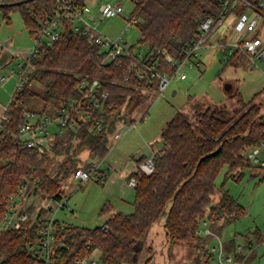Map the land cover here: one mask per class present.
Instances as JSON below:
<instances>
[{"label": "trees", "instance_id": "trees-1", "mask_svg": "<svg viewBox=\"0 0 264 264\" xmlns=\"http://www.w3.org/2000/svg\"><path fill=\"white\" fill-rule=\"evenodd\" d=\"M22 1L21 4L12 3ZM76 7H82L88 0H70ZM4 19L10 22V12L19 9L25 25L32 35L40 23L55 12L54 0H0ZM224 0H134L130 17L136 18L140 29L138 43L147 44L154 58L165 65L166 55L184 57L186 46L199 31L200 18L212 15L221 21L220 12ZM247 6L239 2L238 14ZM216 24V25H217ZM121 64H102L100 46L88 41L87 36L75 32L69 24L60 38L46 54L32 59L30 76L24 87L14 93L4 111L10 116L5 121L3 137L0 138V219L5 209V198L18 186L23 175H32L40 181L43 195L62 197V182L69 178L76 166L71 163L74 152L87 147L94 156L104 158L109 152V142L116 130V120L107 117L101 131L95 133L88 124L77 130L69 129L51 145L58 153L59 147L73 150L67 160L59 164L55 174L46 169L49 148L40 154L24 147L15 136L25 112L32 108L27 103L33 98L43 101L39 112L53 113L75 93V86L84 67L99 65L105 73L101 76L102 89L109 91V102L119 111L133 103L141 91L155 87L146 78H139L131 70L130 58H122ZM234 67L248 68L246 56L237 50L225 63ZM35 86V88L33 87ZM37 86V87H36ZM149 97L148 92L143 95ZM245 101L238 94L240 108L230 112L226 105H215L206 110H197L194 117L204 128H198L182 111H177L166 123L161 133L162 145L155 150L153 171L146 174L132 171L128 177H135L134 211H117L110 202L104 203L101 215H108L107 230L101 226L93 228L66 224V242L58 264H72L76 258L100 251L103 264H153L152 246L147 237L162 217L166 237L170 242L198 238L205 247L200 264H211V253L206 240L196 230L203 219L231 222L243 217L245 207L224 189L228 177H236L252 165L244 149L257 144L264 134V112L259 104ZM34 110V109H32ZM122 116H120L121 118ZM76 146V147H74ZM142 155L137 165L146 160ZM69 163L71 165L69 166ZM227 167L225 180L217 188V178ZM264 170V168H262ZM221 194L214 198L216 190ZM38 236L34 226L9 229L0 234V242L6 255V264H33L29 252L31 242ZM246 242H262L264 234L258 229L245 235ZM204 241V242H203ZM225 250L235 249V239L224 243ZM244 259L242 255H237Z\"/></svg>", "mask_w": 264, "mask_h": 264}, {"label": "rangeland", "instance_id": "rangeland-1", "mask_svg": "<svg viewBox=\"0 0 264 264\" xmlns=\"http://www.w3.org/2000/svg\"><path fill=\"white\" fill-rule=\"evenodd\" d=\"M107 2L121 3L124 12L119 16L101 20L99 8ZM88 4L92 6L91 12L95 16V20H90V23L96 26L98 31L111 38L123 36L128 45H139L140 29L135 24L130 25L128 21L134 0H88ZM10 18V22L4 19L3 11L0 9V76L7 77L6 80L0 81V118L16 88L17 65L35 44V39L27 29L21 11L13 9ZM262 30L261 35L264 34V28ZM140 47L148 50L147 44L140 43ZM223 54L224 51L220 48L201 49L199 57L203 61L199 66L185 67L187 74L185 79H173L163 94H160L155 84L153 90L141 91V95L131 105L122 107L120 113L129 117L127 119L136 121L137 126L124 134L118 142L114 141L104 158L94 156L87 147L76 151V154L74 152L72 164L85 166L92 161L100 162L101 170L83 184L72 176L61 180L62 197H68V206L72 211L69 212L67 206L57 210L56 199L50 196L43 197L41 193H30L25 198V206L30 213L34 216L35 212L43 207L42 214L46 217L55 213V217L65 223L89 228L101 226L108 218V215L100 214V209L106 202H110L116 210L123 213L134 211L135 190L134 186L129 184L128 177L137 167V158L143 154L149 158L154 150L161 147L162 130L177 111L184 112L199 129L204 126L196 121L195 111H203L215 105H226L228 110L233 112L240 108L238 94H241L245 101L254 99V103L259 104L264 112V62H260L263 70L236 68L225 65ZM165 62L162 67L169 70L167 57ZM32 67L34 66L31 65ZM81 73L100 78L105 75L99 65L89 66V64ZM173 90L177 93L173 94ZM144 92H148L149 97L147 94L143 95ZM27 105L36 111L44 106L43 101L38 98L31 99ZM110 141L113 142L112 138ZM66 146L59 147L60 153L49 148L46 169L50 174H55L59 164L73 153L72 149L67 151ZM251 163V166L244 168L236 177H228L224 185V189L245 207V215L231 222L207 219L211 230L220 233L225 242L235 239L236 243L245 244V235L256 229L264 234V170L262 169L264 167L252 161ZM105 170H107V178L102 180L99 177ZM226 171L227 167L218 176L217 188L225 180ZM220 194V190L217 189L214 198L218 199ZM164 220L165 217H162L156 222L147 237L148 245L153 248V264H200L205 257V247L202 242L198 238L173 243L168 241ZM211 241V239L206 241V245ZM256 245L255 257L249 259L246 264H264V243L258 245L255 241L252 246L256 247ZM84 257H91L95 260L94 264H103L99 250Z\"/></svg>", "mask_w": 264, "mask_h": 264}, {"label": "built area", "instance_id": "built-area-1", "mask_svg": "<svg viewBox=\"0 0 264 264\" xmlns=\"http://www.w3.org/2000/svg\"><path fill=\"white\" fill-rule=\"evenodd\" d=\"M54 2L55 12L41 21L39 30L33 35L35 44L17 65L18 80L10 100L14 93L21 90L25 82L28 81L32 59L41 54H46L60 38L67 24L75 32L86 35L90 43L100 46L102 64L112 62L121 64L122 58H130L132 60L131 70L139 78H146L154 87L156 84L160 94L167 90L173 79H185L187 77L185 67L192 68L200 65L201 49L209 44L215 31H218L220 25L227 21L230 16H234V22H231L232 24L229 26L232 28V35L225 41L226 44H229V49L224 56V61L227 62L239 50L246 56L250 68L263 70L260 62H264V38L257 33V29L264 18V0H224V8L219 14L221 21L218 24L217 19L212 15L202 16L199 31L192 42L186 46L184 57L177 58L170 54L166 56L170 65L169 70L162 67L159 58L153 57V52L143 49L140 44L128 45L123 36L111 38L98 31L96 26L90 23V20H95V16L91 12L92 6L88 3L82 7H76L70 0H54ZM239 2L245 3L249 11L238 14L236 6ZM99 11L100 19L103 20L121 15L124 8L119 2H107L100 6ZM128 21L130 25L137 23V19L132 17H129ZM226 32L227 30L220 35L216 41L217 44L222 42ZM6 79V76H0V81ZM109 94L108 90L102 89L100 77L84 74L75 86L74 95L64 101L55 112L50 114L32 109L27 110L15 136L24 147L36 150L41 156L67 130H77L88 124L92 131L97 133L103 129L105 119L110 117L116 120L117 126L111 136L113 142H109L111 148L114 141L115 143L118 142L129 130L136 128L137 123L132 119H127L129 117L115 109V104L109 102ZM120 116L122 117L120 118ZM9 120L10 116L5 113L0 118V138L3 137L4 122ZM154 152L155 150L149 158L137 165L135 170L150 174L154 166ZM244 154L253 163L264 167V134L257 144L245 148ZM100 170V162L92 161L85 166L77 165L71 176L83 184L97 175ZM99 178L102 180L107 178V170L103 171ZM129 184L135 186V177L129 178ZM30 193L42 194L40 181L31 175H23L16 189L6 197L5 209L0 219V234L9 229L34 226L38 236L36 240L31 242L30 247L34 258L33 264H58L63 249L69 247L66 242L59 244L60 239L64 237L67 223L56 218L55 213L52 216H44L42 214L43 207L33 216L25 206V198ZM42 196H50L52 199H56L57 210L67 206L69 212L72 211V208L68 206V198L43 194ZM101 227L107 230V220L103 222ZM196 233L201 237L212 236V241L207 245V250L211 253V264H244L254 243L251 239L248 242L245 241V244L237 243L233 251L225 250L221 238L211 230L207 219L201 221ZM237 255H242L244 259H239ZM6 259L0 242V264H6ZM94 263L95 260L91 257H78L72 264Z\"/></svg>", "mask_w": 264, "mask_h": 264}, {"label": "crops", "instance_id": "crops-1", "mask_svg": "<svg viewBox=\"0 0 264 264\" xmlns=\"http://www.w3.org/2000/svg\"><path fill=\"white\" fill-rule=\"evenodd\" d=\"M245 11H249V9H246ZM231 22H234V16H230L229 18H228V20L227 21H225L222 25H220V27H219V30L218 31H215V34H214V36H213V38L210 40V42H209V44L205 47V48H209V49H215V48H220V49H222L223 51H224V54H223V57L225 56V54L227 53V51H228V49H229V44H226L227 42H225L226 40H227V38L229 37L230 38V36L232 35V28L231 27H229L232 23ZM229 27V28H228ZM264 28V18H263V20L261 21V23H260V25H259V27H258V29H257V33L260 35V36H262L263 38H264V34H262L261 35V33L260 32H263V29ZM227 30V32L225 33V35H224V37H223V39L221 40L222 42L219 44H217V39L220 37V35H222L225 31ZM241 52V51H240ZM242 53V52H241ZM200 61L202 62L203 60H202V58H200ZM224 63H226L225 61H224ZM201 64V63H200ZM237 68V67H236ZM248 68H250V66H249V64H248ZM247 68V69H248ZM251 69H253V68H251ZM174 91V90H173ZM175 92L177 93V91L175 90ZM175 93V94H176ZM144 155V154H143ZM142 156V155H141ZM68 198V197H67ZM117 211H119V210H117ZM217 233V232H216ZM218 235H219V237L221 238V240H222V242H223V244L224 243H226V244H229V242H225L223 239H222V236L220 235V233H217ZM209 239H211L212 240V237H208L207 239H205L207 242L209 241ZM255 243V242H254ZM258 245L259 244H262V243H264V240L262 241V242H256ZM236 242H235V246H236ZM208 245V244H207ZM252 249V251H251V253L246 257V259H245V263L244 264H246L247 262H248V260L249 259H251L252 257H255V255H256V250H257V245H256V247H252L251 248Z\"/></svg>", "mask_w": 264, "mask_h": 264}, {"label": "water", "instance_id": "water-1", "mask_svg": "<svg viewBox=\"0 0 264 264\" xmlns=\"http://www.w3.org/2000/svg\"><path fill=\"white\" fill-rule=\"evenodd\" d=\"M21 3H22V1H18V2L12 3V5H15V4H21ZM0 5H4V4H0ZM175 93H176V92H175V90H174V91H173V94H175ZM29 252L31 253L32 250L30 249Z\"/></svg>", "mask_w": 264, "mask_h": 264}]
</instances>
